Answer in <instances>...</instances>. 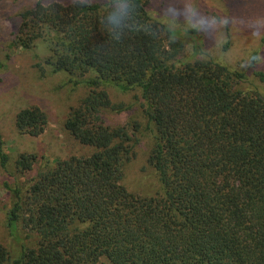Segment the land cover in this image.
Listing matches in <instances>:
<instances>
[{"label": "trees", "instance_id": "obj_1", "mask_svg": "<svg viewBox=\"0 0 264 264\" xmlns=\"http://www.w3.org/2000/svg\"><path fill=\"white\" fill-rule=\"evenodd\" d=\"M104 4L36 0L19 14L9 48L44 45L48 57L35 66L42 75L47 67L88 87L64 128L90 153L5 183L16 251L0 245V264H264V69L257 54L247 69H233L209 56L199 30L170 27L144 0H136L130 27L110 32ZM106 87L140 92L145 127L107 123V113L127 106L114 104ZM47 125L37 107L15 114L20 135L37 138ZM143 136L151 139L148 164L159 184L151 197L124 185ZM37 164L27 153L11 161L0 126V168L17 178Z\"/></svg>", "mask_w": 264, "mask_h": 264}, {"label": "rangeland", "instance_id": "obj_2", "mask_svg": "<svg viewBox=\"0 0 264 264\" xmlns=\"http://www.w3.org/2000/svg\"><path fill=\"white\" fill-rule=\"evenodd\" d=\"M36 0H0V62L6 68L0 72V126L6 151L14 162L22 153L34 154L38 164L24 177L8 175L0 168V245L15 252L6 225L11 208V194L5 183H24L34 178L46 162L54 164L72 156H87L89 148L75 141L65 130L64 123L72 108L80 105L89 93L88 87H74L68 76L53 74L46 67L45 76L35 66L48 57L47 48L39 45L31 50H13V42L20 27L19 14ZM46 3H71L77 0H43ZM83 1V0H81ZM104 4L105 0H87ZM151 13L174 29L200 32L210 57L217 58L231 68L247 69L249 58L256 53L259 69H264V0H144ZM176 9V15H165L167 8ZM193 8L190 18L186 9ZM226 44L229 49L224 51ZM105 90L114 104L127 106L122 113H107L111 126L141 123L145 127L140 108V92L121 93L112 87ZM37 107L47 116L45 132L37 137L20 135L14 126L15 114L27 107ZM151 139L146 136L135 149V156L125 170L124 185L137 196L151 197L159 184L148 164ZM12 169V168H11ZM10 169V171H11Z\"/></svg>", "mask_w": 264, "mask_h": 264}, {"label": "clouds", "instance_id": "obj_3", "mask_svg": "<svg viewBox=\"0 0 264 264\" xmlns=\"http://www.w3.org/2000/svg\"><path fill=\"white\" fill-rule=\"evenodd\" d=\"M87 3V0H83ZM105 10L102 22L110 32H116L130 27L127 21L130 19L132 10L136 7V0H105ZM176 9L167 8L165 15L172 17L176 15ZM189 18L195 14L193 8L186 9Z\"/></svg>", "mask_w": 264, "mask_h": 264}]
</instances>
